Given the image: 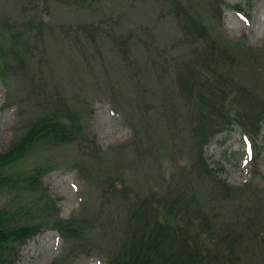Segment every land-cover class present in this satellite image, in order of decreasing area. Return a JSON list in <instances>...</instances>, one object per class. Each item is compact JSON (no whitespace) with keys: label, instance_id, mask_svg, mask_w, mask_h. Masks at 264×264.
Here are the masks:
<instances>
[{"label":"rangeland","instance_id":"rangeland-1","mask_svg":"<svg viewBox=\"0 0 264 264\" xmlns=\"http://www.w3.org/2000/svg\"><path fill=\"white\" fill-rule=\"evenodd\" d=\"M169 1L0 0V44L10 64L3 69L0 57V150L40 114L62 104L79 113L86 137L40 142L8 167L18 188H0V208H34L42 191L27 188L24 180L45 165L51 168L43 186L59 197L60 217H87L92 225L88 254L48 227L20 246L16 264H106L126 220L114 186L141 194L176 192L188 179L208 213L220 211L218 221L238 223L248 264H264L257 228L264 217V121L255 160L239 132L215 135L203 147L209 167H219V178L230 187L227 201L209 199V180L193 174V120L174 80L175 61H193L203 45L181 39ZM180 1L198 14L218 45L238 56L230 76L264 100V0H226L241 1L246 11L222 5L220 18L211 16L210 0ZM87 25L97 27L93 36L84 30ZM124 39L128 65L113 45ZM92 140L96 151L89 154Z\"/></svg>","mask_w":264,"mask_h":264},{"label":"trees","instance_id":"trees-1","mask_svg":"<svg viewBox=\"0 0 264 264\" xmlns=\"http://www.w3.org/2000/svg\"><path fill=\"white\" fill-rule=\"evenodd\" d=\"M78 1L86 4L87 0ZM169 3L170 13L179 22L181 39L203 45L194 52L193 61H175L174 80L178 97L190 110L193 120L190 124L191 148L196 151L197 159L193 174L197 179H208L211 184L208 198L222 203L231 198L230 187L219 178V167H209L203 147L219 133L239 131L257 158L262 147L259 134L264 120V100L230 76L238 56L227 46L218 45L198 14L180 0ZM210 4L214 18H220L222 5L246 11L241 1L210 0ZM96 29L93 25L84 27L90 36ZM127 40H119L113 45L128 65V43L124 42ZM7 53L9 51L0 44L2 60ZM11 53L20 65L24 64L14 48ZM6 57L2 61L3 69L10 65ZM84 131L79 113L67 104L40 114L29 124L24 135L0 150V188H18L5 170L27 156L35 145L44 141L51 144L85 141ZM95 143V140L90 142L92 146L87 153H95ZM49 168L45 165L35 167L24 180L27 188L42 191L34 208L25 212L24 206L0 208V264H16L20 246L48 227L76 242L74 248H80L82 253L91 251L88 238L91 220L60 217L59 197L51 196L43 186V177ZM105 187L113 189L111 181ZM192 187L189 179L183 187H177L176 192L171 188L164 193L152 190L141 194L132 187L117 189L114 186L123 199L126 220L119 240L107 254L106 264H248L241 245L244 236L237 229L238 223L234 219L218 221L220 211L208 213ZM258 224L263 245L264 217H260ZM253 234L256 236L255 230Z\"/></svg>","mask_w":264,"mask_h":264}]
</instances>
